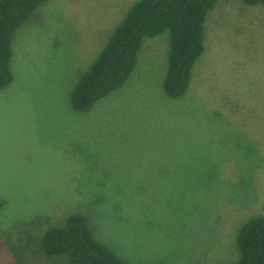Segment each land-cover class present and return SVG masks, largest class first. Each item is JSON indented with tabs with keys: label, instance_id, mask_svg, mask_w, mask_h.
Wrapping results in <instances>:
<instances>
[{
	"label": "rangeland",
	"instance_id": "rangeland-1",
	"mask_svg": "<svg viewBox=\"0 0 264 264\" xmlns=\"http://www.w3.org/2000/svg\"><path fill=\"white\" fill-rule=\"evenodd\" d=\"M136 1L47 0L15 31L0 228L29 241L79 213L132 264H233L239 229L264 215V4L216 2L184 95L163 89L165 31L144 38L118 88L73 109L74 86Z\"/></svg>",
	"mask_w": 264,
	"mask_h": 264
},
{
	"label": "trees",
	"instance_id": "trees-1",
	"mask_svg": "<svg viewBox=\"0 0 264 264\" xmlns=\"http://www.w3.org/2000/svg\"><path fill=\"white\" fill-rule=\"evenodd\" d=\"M45 1L0 0V88L13 80L10 60L15 31ZM217 1H136L74 86L71 93L73 109L88 110L118 88L130 75L144 38L165 31L169 36V54L163 89L170 97L184 95L194 64L204 51L206 16ZM243 2L264 4V0ZM39 224V221H32L27 228ZM24 226L25 223H21L19 229ZM8 229L0 228V259L4 264H27L41 255L64 257L68 264H132L97 240L86 218L79 213L70 214L61 225L48 226L37 239L29 241L13 238ZM236 242L238 255L233 264H264V215L251 216L239 229Z\"/></svg>",
	"mask_w": 264,
	"mask_h": 264
}]
</instances>
